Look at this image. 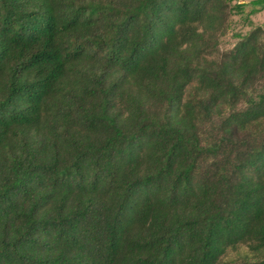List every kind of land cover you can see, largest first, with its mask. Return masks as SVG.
Listing matches in <instances>:
<instances>
[{
  "label": "trees",
  "instance_id": "1",
  "mask_svg": "<svg viewBox=\"0 0 264 264\" xmlns=\"http://www.w3.org/2000/svg\"><path fill=\"white\" fill-rule=\"evenodd\" d=\"M237 1L0 0V264H264L263 31L219 49Z\"/></svg>",
  "mask_w": 264,
  "mask_h": 264
},
{
  "label": "rangeland",
  "instance_id": "2",
  "mask_svg": "<svg viewBox=\"0 0 264 264\" xmlns=\"http://www.w3.org/2000/svg\"><path fill=\"white\" fill-rule=\"evenodd\" d=\"M254 0H238V4L244 5L240 14L232 12L228 22V28L222 38L219 39V49L221 51L231 50L235 44L245 36L253 26H260L263 31L262 40L264 42V11H259L247 16L251 7L248 5ZM230 6H232L230 4ZM248 17V19H246ZM248 20V22H247ZM241 107V106H238ZM227 113V111L225 112ZM214 120V119H213ZM242 251V250H241ZM240 251V252H241ZM235 255L230 253L227 259H234ZM227 262V261H226Z\"/></svg>",
  "mask_w": 264,
  "mask_h": 264
}]
</instances>
